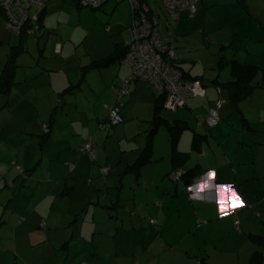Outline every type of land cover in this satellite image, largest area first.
Returning <instances> with one entry per match:
<instances>
[{
  "label": "crops",
  "instance_id": "crops-1",
  "mask_svg": "<svg viewBox=\"0 0 264 264\" xmlns=\"http://www.w3.org/2000/svg\"><path fill=\"white\" fill-rule=\"evenodd\" d=\"M199 4L203 3L197 4V12ZM188 17L193 18L189 13ZM181 20L179 17L176 21L178 26ZM117 44L121 45L118 42L114 45ZM125 46L126 42L122 48ZM113 51L114 48L101 58L87 52L92 60L88 65L109 57ZM64 54L63 44L57 42L52 58L60 61L62 73L50 75V94H39L42 91L35 83L37 63L23 60L25 65L16 64L15 83L9 94L0 92V264H264V89H256L235 107L226 89L221 94L216 91L217 85L223 84L219 76L210 86L203 76H196L205 84L201 94L189 99L186 108L175 113L162 112L168 124L160 130L169 132V128H179L177 150L187 156L181 166L183 174L196 170L201 176L197 175L192 185L186 187L169 178L175 168L170 132L167 146L163 142L159 150L158 133L153 138L151 160L138 175L128 172L148 142L135 144L130 150L123 141L128 138L132 125L141 130L144 126L140 123L149 125L152 121L157 104L152 87L145 82L135 83L130 95L122 99L124 126L113 130L107 121L108 108L116 104V89L130 75L129 68L114 63L105 69L90 71L81 82L80 69L67 67L70 59ZM175 62L185 72L182 66L186 61L176 58ZM231 62L222 58L219 63V69H230L232 80L229 82L234 80ZM3 68L2 65L0 86ZM72 87H77L76 92L69 91L72 98L75 93L90 95L88 107L80 110L77 102L70 104V99L60 97ZM93 95L97 96L99 108L93 105ZM219 99L224 102L219 110V123L209 127L208 111ZM56 101L61 103L54 108ZM44 102L47 112L51 111L49 122L42 121L46 113ZM57 107H60L59 114L55 112ZM165 111L172 113L174 119H166ZM71 115H76L74 120L69 118ZM61 118L70 119L69 132L61 129ZM106 123L112 132L105 131ZM44 125L51 128L48 137L42 130ZM148 133L149 130L143 134ZM89 136L93 137L97 150L96 161L80 153L82 143ZM135 137L130 138L135 140ZM37 144L42 156L34 153L33 146ZM48 146L52 153L45 151ZM77 151L82 158L76 156ZM44 152L51 156L46 171L42 170ZM67 162L75 163L72 172ZM102 164L112 166V173L120 176L119 183L133 174L147 185V207L142 209L147 210L143 218H152L150 221L135 229V216L127 220L124 214L123 217L119 214L118 217L109 215L106 221L93 218L90 224L78 223V217L71 215L75 209L56 206L65 196L74 197L86 176L92 177L88 182L89 189L92 188L93 172L104 167ZM58 172H61L59 177ZM209 172H215L216 177L201 192L199 186L208 181ZM145 173L152 176L144 178ZM68 177H74V183L63 189L61 182L66 185ZM219 186H231L240 197L241 206L221 214L216 192ZM181 197L186 207L179 210L176 200ZM67 214L75 217L73 222L77 223L72 225L71 218L64 226L63 217ZM113 221L118 224L112 226ZM136 230L137 238L133 242L128 240Z\"/></svg>",
  "mask_w": 264,
  "mask_h": 264
},
{
  "label": "rangeland",
  "instance_id": "rangeland-1",
  "mask_svg": "<svg viewBox=\"0 0 264 264\" xmlns=\"http://www.w3.org/2000/svg\"><path fill=\"white\" fill-rule=\"evenodd\" d=\"M241 1L242 0H206L202 2L203 4L198 5V12L193 18H189L188 12L183 11L180 14L182 23L179 26L176 21L171 20L160 0H149V4L158 19V30L161 38L170 41V46L175 52L176 58L186 61L185 65L183 64L184 66H182L185 72L190 73L192 77L203 76L205 82L210 86L212 85L211 81L217 76H219V81L222 83H227L232 80L229 68L225 67L224 69H219V63L222 58L230 61L238 60L241 63H248L264 71V0H245L243 3ZM44 9L45 13L41 23L35 24L30 22L25 29L27 34L35 25L38 26L40 30H34V34L25 35L23 37V42L20 41L21 34L16 35L7 29L6 20L3 14L0 13V16H2L0 17V67L6 64L8 59L7 55L10 52H12L15 47L18 48L22 45L24 50L19 53L16 64L25 65L22 64V60L27 63H37L36 65H38L39 69H37L38 74L37 78H35V83L38 89L42 91V93H39L40 95L51 93L50 75L58 76L62 73L59 71L60 61H57L56 57L52 58L53 48L57 42L63 44L66 54L64 55L70 59L66 63L67 67L70 69H80L79 75L82 80V78L86 79L90 72L85 71L84 66L92 61L91 56L86 55L87 52L94 53L95 56L99 58L106 57L115 47V42L124 46L125 42L127 43L131 40V29L133 27L134 17L132 8L127 0H122L119 3H117L116 0H109L98 9L82 7L79 0H50L46 8L43 7L42 10ZM107 28H109L108 31ZM68 53L70 54L67 56ZM100 54L103 55L100 56ZM10 55L11 53L9 56ZM261 74L262 72L259 74L258 80L262 78ZM204 86L205 85H203V88ZM152 90L154 91L153 88ZM76 91L77 87H73L71 90V92ZM216 91L218 94H221L223 88L217 86ZM71 92H63V95L60 97H62V99H70V104H72V102L76 104L75 102H77L80 110L84 107H88L91 103L89 94L81 95L80 93H75L72 98ZM156 95L157 98H161L158 93H156ZM55 97L58 99L59 95ZM56 102L53 103L54 108L55 106H60L59 103H61ZM223 104L224 102L222 106ZM93 105L99 108L97 96L95 95H93ZM45 107L46 104L44 102V108ZM59 108L60 107L56 108V113L59 112ZM45 110L46 113L42 121L49 122L51 119V111L47 112V107ZM104 114H106V112ZM163 115L166 119H174L172 113L165 111ZM75 116L76 115H71L69 118L74 120ZM61 120L62 118L59 120V123ZM69 120H62L61 129L67 132L71 130ZM102 120L103 118L100 116V121ZM107 124L108 123H106L107 127H105V131L110 132L112 129H110ZM132 124L133 123H131L130 126ZM140 124L144 126L141 130H138L137 126L132 125L128 131L126 136L128 138L123 141L126 149L131 150L135 144L143 145V143L146 144L148 142L147 140L150 136L152 125H147L145 122ZM44 126L49 127L48 125ZM44 126L42 130L46 135L50 132V128L49 132H46ZM121 126H124V123L114 127L113 130ZM147 130H149V133L146 135L143 134L147 132ZM168 133L166 129H162L158 132V150L163 142L164 144L166 143L167 146L166 140ZM133 136H136L135 140L130 138ZM33 149L36 156L38 154L42 156L40 145L37 144L33 146ZM45 151L52 153L49 146L45 148ZM95 151L97 152L96 147ZM44 153L45 160L42 170L46 171L49 165L48 158L51 156L46 152ZM82 155H80L78 151L76 152V156L79 158H82ZM158 157L159 156H155V158ZM65 164L66 166L69 164L67 166L68 170H70V164L75 165L74 162H67ZM96 164L97 163H93V166H96ZM116 164V162H113V165L116 166ZM101 166L105 165L102 164ZM108 167L112 168L111 165ZM103 168L104 167H101L99 169L100 172L99 170L93 172L92 188L89 189L90 185L88 183L92 177L86 176L85 180H83V184L77 187L74 197L69 198L71 197L69 194L64 197L63 202H58L56 206L75 209L71 212V215H76L78 217V223L86 222L90 224L89 220L93 218L106 221L109 220V215L118 217L119 214L122 217L124 214L127 220L129 218L133 219L135 216V219H133L137 220L135 223L137 228L135 229H138L141 223L144 225L146 221H150L152 218H143L147 210L142 209V207H147V185L140 178L137 179L133 174L126 176L123 178V181L119 183V175H115L111 172L109 176L105 177L101 174ZM70 172L72 171L70 170ZM60 173L61 172H58L56 176L59 177ZM67 175L70 174L67 172ZM37 176L39 175L36 174V177ZM150 176H152V174H144V178H150ZM79 177L81 179L84 178L83 175ZM73 178L74 177H68L66 185L62 180L63 189L67 186H72L74 183L72 181ZM148 186L152 188V185ZM152 190L154 191V188H152ZM24 194L26 195V193ZM182 198L183 197L176 200L179 210L186 207L185 201ZM71 215L67 214L63 217L64 226L71 218V223L75 219V217ZM74 223L77 222H73L72 225H74ZM117 224L116 221H113L112 226H116ZM137 236L138 230L131 232L128 236V240L133 242ZM88 244L91 245L90 243H85L84 245ZM59 249L62 252L61 245ZM83 249H85V247H83ZM63 261L64 259L62 262Z\"/></svg>",
  "mask_w": 264,
  "mask_h": 264
},
{
  "label": "built area",
  "instance_id": "built-area-1",
  "mask_svg": "<svg viewBox=\"0 0 264 264\" xmlns=\"http://www.w3.org/2000/svg\"><path fill=\"white\" fill-rule=\"evenodd\" d=\"M50 0H0V13L7 23V29L16 35H20L26 29L28 23H39L38 9L43 8ZM108 0H81L82 7L93 9L101 8ZM119 1V0H117ZM132 8L134 17L131 29V40L126 43L127 53L123 59V65L131 69V74L123 81L117 90L118 106L108 108V121L112 126L123 123L120 106L121 100L129 96L132 84L138 81L148 83L156 93L164 98V108L169 111H177L187 107V102L195 98L203 91V84L197 80L186 79L184 72L173 65L176 58L175 52L170 46L169 40H163L158 30V21L151 16V9L144 0H127ZM172 21H177L183 11L194 17L197 13V3L205 0H161ZM34 29H39L35 25ZM109 28H107V31ZM32 31V30H31ZM31 31L29 33H31ZM223 101L217 100L215 106L208 111L207 124L215 127L219 123V112ZM46 132L49 127L44 126ZM81 153L89 156L93 161L97 159L93 138L89 136L81 147ZM74 167L71 165L70 170ZM22 172V171H21ZM111 172L109 167L101 170V174L107 176ZM181 171L170 175L173 182H180ZM151 223L156 224L155 220Z\"/></svg>",
  "mask_w": 264,
  "mask_h": 264
},
{
  "label": "trees",
  "instance_id": "trees-1",
  "mask_svg": "<svg viewBox=\"0 0 264 264\" xmlns=\"http://www.w3.org/2000/svg\"><path fill=\"white\" fill-rule=\"evenodd\" d=\"M80 1L81 0H79V2ZM121 1L122 0H119V1H117V3L121 2ZM144 1L150 7L149 0H144ZM205 1H203V2H205ZM244 1L245 0H242L241 2L243 3ZM199 3H202V2H199ZM42 9L43 8L37 10V12H39V14H40L39 23H41V21H42V19L44 17V13H45V9L44 10H42ZM150 9H151V16H154L156 18V15H155V13H154V11L152 10L151 7H150ZM167 14H168V12H167ZM157 21H158V19H157ZM158 26H159V24H158ZM33 29H32L31 32L34 31ZM35 30H37V29H35ZM25 35H28V34H27L26 30H23L20 36H21V38H23ZM21 47H22V45L19 46L18 48L15 47L12 50L11 55L8 57V60H7L6 64L4 65V68H3V71H2V76H1V86H0V92L3 93V94H6V95L9 94L11 87L15 83L14 75H15V70H16V67H17L16 60H17V57H18L19 53L23 50V47L22 48ZM127 50L128 49H127L126 46H125V49H124V48H122L121 45L117 44L114 47V51H113L112 55H110L109 57H107L105 59H102L100 61H93L90 65L86 66L84 69H85V71L102 70V69H105V68L109 67L110 65H112L114 63H122V65H123L122 61H123V59L126 56ZM173 65H175L176 67L181 69L176 64L175 60L173 61ZM230 65H231V71H232V76H233L234 80L232 82H229V83H226V84L223 83V84H220V85H217V86H220L223 89H226L227 92H229L230 97H231L233 103L235 104V107H237L238 103L241 100H244L245 98L249 97L256 89H264V71L261 70V68H259L257 66H248V65H245V64H241V63H239L237 61H232L230 63ZM123 66H125V65H123ZM125 67H127V66H125ZM127 68H129V67H127ZM129 70H130V74H131V69L129 68ZM261 72H262V74H261L262 78H260V80H258L259 74ZM184 76H185L186 79L197 80V81H200L203 85H205L204 81L202 80L201 77H190L185 72H184ZM128 77L125 78V80L128 79ZM83 80L84 79L82 78L81 82ZM138 82H140V81H138ZM138 82H136V83H138ZM134 85H135V83L132 84V89H133ZM72 89H73V87L68 89L66 92H69ZM121 102H122V100H121ZM156 103L157 104L155 106L154 117H153L152 121L150 122V124L152 125V128L150 130V136L148 138L147 146L142 150V153H141L140 157L136 160V162L128 167V172L129 173H133V174L138 175L140 170H141V168L143 166H145L147 163L150 162L151 156H152V152H153L152 151L153 138L156 136V134L159 132V130L163 127V125L166 126V124H168L163 119V117L161 115L162 112L164 110H166L164 108V98L163 97H161V98L158 97L157 100H156ZM118 105H119V103L116 102V104L114 106H118ZM122 106H123V104L120 106V111H121V107ZM167 111H169V110H167ZM177 111H175V112H177ZM169 112L175 113L173 111H169ZM107 121H108V117H107ZM123 123H124V121H123ZM109 124H110V122H109ZM113 127H116V126H113ZM175 129L176 128H172V129L169 128V132L171 133V139H172V141H171L172 142V162L175 165V168H174L172 173H174L176 171H181L182 172L181 166L187 160V156L181 154L177 150V140H178L177 137H178V134H179V128L177 130H175ZM50 133H51V128H50V132L48 134H46L45 137H48L50 135ZM83 143H82V145H83ZM82 145H81V147H82ZM81 147H80V153H81ZM70 165H72V164H70ZM109 168L111 169V172H112L113 169L111 167H109ZM111 172L107 176H109L111 174ZM198 173L199 172L196 171V170H192V171H190V172H188L186 174H183V172H182V177H181L180 182L183 183L186 187H190L192 185L193 181L197 178ZM199 175H198V177H201ZM169 178H170V176H169ZM180 182H176V183H180Z\"/></svg>",
  "mask_w": 264,
  "mask_h": 264
},
{
  "label": "clouds",
  "instance_id": "clouds-1",
  "mask_svg": "<svg viewBox=\"0 0 264 264\" xmlns=\"http://www.w3.org/2000/svg\"><path fill=\"white\" fill-rule=\"evenodd\" d=\"M211 180L212 178L209 176V173H208V181L203 183L205 189L211 186ZM198 196H199V193H197V197ZM241 204H242V201L240 197L239 199H235L234 194L232 192H229L226 200H224V198L221 197V202L219 203V212L221 214H224L228 209L239 207L241 206Z\"/></svg>",
  "mask_w": 264,
  "mask_h": 264
},
{
  "label": "snow or ice",
  "instance_id": "snow-or-ice-1",
  "mask_svg": "<svg viewBox=\"0 0 264 264\" xmlns=\"http://www.w3.org/2000/svg\"><path fill=\"white\" fill-rule=\"evenodd\" d=\"M209 176L214 179L216 177V173L215 172H209ZM200 191L203 192L205 190L204 188V184L202 183L200 186ZM216 192L218 194V197H219V203L221 202V197L224 198V200L227 199V195L229 192H232L234 194V198L235 199H239V196L237 195V193L232 189L231 186H219L217 189H216Z\"/></svg>",
  "mask_w": 264,
  "mask_h": 264
},
{
  "label": "bare ground",
  "instance_id": "bare-ground-1",
  "mask_svg": "<svg viewBox=\"0 0 264 264\" xmlns=\"http://www.w3.org/2000/svg\"><path fill=\"white\" fill-rule=\"evenodd\" d=\"M105 176V175H104Z\"/></svg>",
  "mask_w": 264,
  "mask_h": 264
}]
</instances>
